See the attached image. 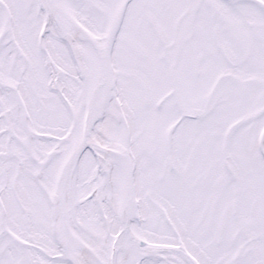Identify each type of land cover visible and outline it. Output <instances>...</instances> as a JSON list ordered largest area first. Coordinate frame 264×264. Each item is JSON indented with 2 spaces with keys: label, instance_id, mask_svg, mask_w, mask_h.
Returning a JSON list of instances; mask_svg holds the SVG:
<instances>
[{
  "label": "snow or ice",
  "instance_id": "snow-or-ice-1",
  "mask_svg": "<svg viewBox=\"0 0 264 264\" xmlns=\"http://www.w3.org/2000/svg\"><path fill=\"white\" fill-rule=\"evenodd\" d=\"M0 264H264V0H0Z\"/></svg>",
  "mask_w": 264,
  "mask_h": 264
}]
</instances>
